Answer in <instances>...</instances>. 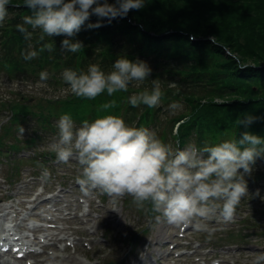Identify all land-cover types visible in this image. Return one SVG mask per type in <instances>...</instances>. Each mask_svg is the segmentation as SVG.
<instances>
[{"label": "trees", "instance_id": "16d2710c", "mask_svg": "<svg viewBox=\"0 0 264 264\" xmlns=\"http://www.w3.org/2000/svg\"><path fill=\"white\" fill-rule=\"evenodd\" d=\"M11 2L18 6H8L14 17L0 26V71L8 82L18 79L50 90L45 91L49 96L38 98L19 90L13 98H0V117L7 112L0 142L12 133L13 150L22 148L16 137L21 127L26 131L24 140L37 145L49 135L58 136L57 122L64 114L71 115L78 128L84 120L106 115H121L129 125L139 113L137 127L160 126V140L179 147L192 138L199 148L230 140L231 135L238 139L244 131L264 137V0H145L143 9L130 10L111 23L105 18L99 28L87 27L98 19L92 15L75 36L54 35L44 41L37 35L26 40L17 31L18 20L30 9L23 0ZM65 38L82 42L83 48L77 53L62 50ZM45 43H53L54 51L46 50L31 61L23 59L22 53L39 51ZM119 57L148 58L152 71L137 85L129 84L127 92L112 96L104 92L95 99L75 96L62 80L64 69L87 71L91 64L108 73ZM240 63L254 66L240 69ZM42 71L49 74L45 81L39 78ZM155 79L164 93L158 107H133L127 102L131 95L151 90ZM112 101L113 108L101 110ZM173 103L183 110L169 114ZM248 115L255 119L247 128L237 125L238 118Z\"/></svg>", "mask_w": 264, "mask_h": 264}, {"label": "clouds", "instance_id": "9594fccd", "mask_svg": "<svg viewBox=\"0 0 264 264\" xmlns=\"http://www.w3.org/2000/svg\"><path fill=\"white\" fill-rule=\"evenodd\" d=\"M11 0H0V25L3 24ZM18 6V5H12ZM23 6L31 14L22 17L23 23L16 29L30 39L32 32L40 31L39 40L45 37L75 36L89 21L98 19L87 27L99 28L101 21L109 23L114 18L126 17L130 10L143 9L145 0H23ZM29 27L32 31H29ZM64 51L77 53L82 42L65 38L61 42ZM54 51L53 43H45L37 50L22 53L25 61H31L44 51ZM250 66L240 63V69ZM145 61L119 57L112 71L105 73L98 65H89L87 71L64 69L62 80L77 97L95 99L106 92L112 96L127 92L132 81H144L151 73ZM47 72H40L41 81L48 79ZM164 93L158 79L152 80L151 90L145 89L128 98L133 107L141 104L148 108L158 107ZM115 101L101 105L107 111ZM175 109L176 104L170 105ZM255 118L251 115L237 119V125L245 128ZM58 140L50 150L59 163L67 164L75 159L81 166L77 183L88 194L99 191L106 194L112 207L118 211L119 200L130 196L137 210L150 212L157 223L181 227L191 225L197 231L207 232L209 238L214 229L209 222L227 225L234 220L242 198L248 197L245 175H251L256 158L264 156V137L244 131L238 139L205 144L201 148L188 146L173 150L147 127H133L116 115L100 116L89 122L84 120L74 127L69 114L58 122ZM23 134L24 129H19ZM174 134H177L174 131ZM243 171H240V170ZM45 169L41 178L50 179ZM256 195H259L257 190ZM250 264H264V252L251 259Z\"/></svg>", "mask_w": 264, "mask_h": 264}, {"label": "rangeland", "instance_id": "374dc122", "mask_svg": "<svg viewBox=\"0 0 264 264\" xmlns=\"http://www.w3.org/2000/svg\"><path fill=\"white\" fill-rule=\"evenodd\" d=\"M145 62L148 64L150 68H152L151 61L147 58ZM138 81H132L129 84L130 85H137ZM20 91L23 94L29 95V96H43L45 94V91L50 90H44V86L39 85H33L29 82L21 81L18 79H14L10 82L6 80V76L3 74V72L0 71V98H13L16 95V91ZM50 95V94H45ZM169 114H175L176 112L182 111L183 106H177L175 109L168 108ZM5 113L3 112V115L0 117V124L5 122ZM12 129H14L12 127ZM154 130L158 134L160 132V126L154 127ZM16 131V130H15ZM30 131V130H28ZM18 138L20 135L26 136L25 132L23 134L20 133V131H16ZM12 133H9L5 138L6 139H13L11 137ZM53 136H50V139L43 141L41 144L37 145L34 143H27L24 145L26 148L23 149V152L16 155L18 157H35L39 152H42V149H39L43 146H46V150L50 149L51 145L55 143L57 139L52 138ZM10 140V139H9ZM8 140V141H9ZM44 143V144H43ZM43 144V145H42ZM192 144V141H188L186 145H184L182 148L175 146L172 149H184ZM31 147H36L37 149H32ZM31 158H29L30 160ZM29 160L19 161L15 163L14 161L7 160L5 154L0 151V179L4 176H9L8 184L11 186L12 190H16L19 184V180L22 179L24 176L28 175H37L40 171V169L43 167V163L38 161L36 159V162H32ZM62 166V169H57L55 172L58 173L64 181V184L69 183L68 178L71 175L80 174L81 166L79 165L78 161L75 159H70L67 164L60 163ZM75 165L77 167V170L73 168ZM253 171L250 176H252V180L247 182V188H248V194H252L247 198L245 203L242 206L241 213L245 215L246 222L240 223L238 221V213H235L234 220L236 223L234 226V223L229 226H223L216 229L215 233L209 238L208 234L204 232L198 231V235L201 239V241L209 240L210 242H216L217 239H220V235L226 236L228 233V230L233 228L235 229L237 226L241 224H246L249 221V217H252V225L249 227V230H242V232L246 235V238L241 242L244 244V248L240 249V251L235 254V259L239 264H245L246 262H249L250 256H252L254 253H261L255 250V247L257 243H261L264 241V214H260L259 210L264 209V206L262 207V203L264 204V183L262 178H259L257 181H255V177L257 176V173L264 171V163L261 161L256 162L253 166ZM21 170L20 172H15L16 170ZM73 170V171H72ZM240 171H243L242 169ZM247 175V174H246ZM11 176V178H10ZM245 178V177H244ZM27 178L24 177L22 180L25 181ZM2 184H7V182H4ZM258 187L256 190L253 191L252 187ZM22 189L21 187H19ZM68 189L70 191H75L77 194H80L81 189L79 188V184L75 186V184ZM2 188L0 187V192H2ZM257 190L259 191V195H256ZM69 191V192H70ZM68 192V191H67ZM71 197V196H70ZM256 198L255 201H251V198ZM128 206V212H126L123 215V218L121 222H115L113 219L110 218V216H106L105 218L97 221V232L101 231L105 237L106 242H99L94 245H92L93 249L87 250L86 248L81 249L79 252L74 253L71 256V262L74 264H81L83 262H87L85 259H89V261L95 263V264H106L111 263L114 264H125V259L129 256H135L137 253H139L142 245V242L144 243L142 247L148 242V237H151V240L149 242V252L152 251V248L157 247V241L155 238H158L160 242L163 241V239H166L168 235L173 236L175 232L176 226L168 225L166 223L160 222L157 223L155 220V217L152 213L146 212L143 210H137L135 205L132 204V200L130 196H125L124 200ZM120 202V201H119ZM119 204V203H118ZM109 206H112L111 203ZM264 213V211H262ZM237 221V222H236ZM124 225V226H123ZM108 229V232L106 230ZM113 233V234H112ZM86 234V231L85 233ZM195 236V234H190ZM260 235H263L262 238H260ZM238 238L240 237L237 234ZM175 238V236L171 237ZM170 238V239H171ZM240 239V238H239ZM110 240V243L108 242ZM237 242V241H236ZM240 242V241H239ZM234 245V241L231 242ZM264 244V242H263ZM246 245H249V249H247ZM104 246V247H103ZM129 246V247H127ZM235 246V245H234ZM109 247L111 249L109 250ZM254 247V249H252ZM249 250V251H248ZM67 253H63V256ZM157 255V252L155 249L152 251V259H154ZM124 256V257H123ZM224 264H228V262H224Z\"/></svg>", "mask_w": 264, "mask_h": 264}, {"label": "bare ground", "instance_id": "6f19581e", "mask_svg": "<svg viewBox=\"0 0 264 264\" xmlns=\"http://www.w3.org/2000/svg\"><path fill=\"white\" fill-rule=\"evenodd\" d=\"M44 238L47 239L46 236H45ZM71 261H72L71 258H67V259H66V262H67V263H70Z\"/></svg>", "mask_w": 264, "mask_h": 264}]
</instances>
